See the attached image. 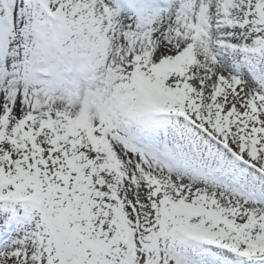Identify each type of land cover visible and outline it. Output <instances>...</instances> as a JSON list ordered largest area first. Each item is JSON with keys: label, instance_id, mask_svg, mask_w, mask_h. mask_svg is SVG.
<instances>
[{"label": "snow or ice", "instance_id": "1", "mask_svg": "<svg viewBox=\"0 0 264 264\" xmlns=\"http://www.w3.org/2000/svg\"><path fill=\"white\" fill-rule=\"evenodd\" d=\"M0 264H264V0H0Z\"/></svg>", "mask_w": 264, "mask_h": 264}]
</instances>
